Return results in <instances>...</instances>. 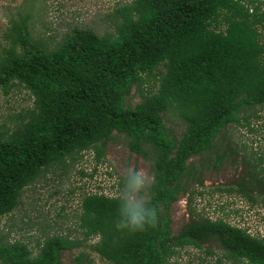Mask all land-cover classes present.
I'll return each instance as SVG.
<instances>
[{"label": "trees", "instance_id": "16d2710c", "mask_svg": "<svg viewBox=\"0 0 264 264\" xmlns=\"http://www.w3.org/2000/svg\"><path fill=\"white\" fill-rule=\"evenodd\" d=\"M28 19L12 23L0 57V88L20 84L35 99L25 124L7 137L0 132V218L49 169L91 150L100 160L117 132L132 153L154 157L150 206L157 216L145 231L117 230L120 197H84L80 226L85 241L99 238L96 253L111 264H170L186 248L209 245L206 252L214 255L216 244L228 264H264V237L194 215L174 234L169 216L186 191L189 160L212 151L225 128L245 119L244 109L264 106V2L132 0L118 10L112 34L75 29L54 51L37 47ZM146 76H160L158 89L127 106ZM171 108L186 123L180 139L164 122ZM256 183L264 179L256 175ZM257 184L238 193L257 204ZM80 247L54 235L34 256L27 243L0 242V263L63 264L62 252ZM76 262L84 264L85 255Z\"/></svg>", "mask_w": 264, "mask_h": 264}, {"label": "rangeland", "instance_id": "374dc122", "mask_svg": "<svg viewBox=\"0 0 264 264\" xmlns=\"http://www.w3.org/2000/svg\"><path fill=\"white\" fill-rule=\"evenodd\" d=\"M131 1L0 0V57L9 44L12 23L21 17L28 16L30 35L37 47L54 51L75 29L93 31L100 36L112 34L118 10ZM163 71V68L157 70ZM159 82L160 76H146L142 86L133 87L127 106L134 108L140 103L147 89L156 92ZM34 110L35 99L24 86L0 88V132L5 137L25 124ZM241 116L245 119L225 128L212 151L189 160V170L181 185L186 191L181 192L169 210L174 234L194 215L224 219L264 237V183H256V175L264 179V106L244 109ZM164 122L179 139L182 137L186 123L176 108L164 114ZM127 142L124 135L114 132L100 160L91 150L69 159L66 165L46 171L24 190L19 206L0 218V242L27 243L36 256L47 238L62 235L82 242V247L62 252L63 264H77L80 254L85 255L84 264H111L92 248L98 237L85 241L80 226L81 205L88 195L120 197L121 173L130 164L147 169L154 178V157L132 153ZM114 161L119 167L114 166ZM251 183L260 187L254 193L257 204L238 193L242 185L249 187ZM207 246L181 250L170 264H228L222 249L214 244L211 246L214 255H209Z\"/></svg>", "mask_w": 264, "mask_h": 264}, {"label": "clouds", "instance_id": "9594fccd", "mask_svg": "<svg viewBox=\"0 0 264 264\" xmlns=\"http://www.w3.org/2000/svg\"><path fill=\"white\" fill-rule=\"evenodd\" d=\"M114 166L119 167L116 162ZM154 183L153 176L145 168L126 166L121 173L120 206L117 230L142 232L153 226L157 209L150 206V193Z\"/></svg>", "mask_w": 264, "mask_h": 264}]
</instances>
